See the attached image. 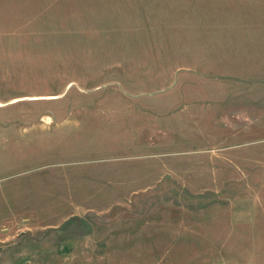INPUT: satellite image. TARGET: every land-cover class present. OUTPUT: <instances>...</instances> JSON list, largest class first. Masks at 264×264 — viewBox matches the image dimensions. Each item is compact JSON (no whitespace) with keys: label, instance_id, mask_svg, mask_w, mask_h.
<instances>
[{"label":"rangeland","instance_id":"374dc122","mask_svg":"<svg viewBox=\"0 0 264 264\" xmlns=\"http://www.w3.org/2000/svg\"><path fill=\"white\" fill-rule=\"evenodd\" d=\"M0 264H264V0H0Z\"/></svg>","mask_w":264,"mask_h":264},{"label":"trees","instance_id":"16d2710c","mask_svg":"<svg viewBox=\"0 0 264 264\" xmlns=\"http://www.w3.org/2000/svg\"><path fill=\"white\" fill-rule=\"evenodd\" d=\"M74 222H76V223H74ZM84 222H85V221L82 220V219L78 220V219L72 218V219L68 220V221L63 225L62 228H63V229H64V228H67V227H69V225H71L72 223H74V225H75V231H74V233H77V234H79V235H83V234H86V232H84V226L86 227V225H85Z\"/></svg>","mask_w":264,"mask_h":264}]
</instances>
